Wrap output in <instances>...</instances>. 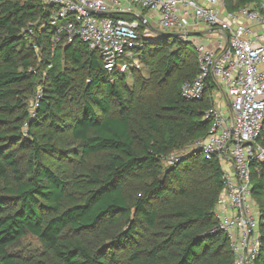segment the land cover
I'll return each mask as SVG.
<instances>
[{"label":"trees","instance_id":"16d2710c","mask_svg":"<svg viewBox=\"0 0 264 264\" xmlns=\"http://www.w3.org/2000/svg\"><path fill=\"white\" fill-rule=\"evenodd\" d=\"M222 1L229 12L258 2ZM52 10L0 0V264H232L213 212L219 163L195 147L170 158L209 128L213 86L199 101L180 91L198 73L193 42L143 40L134 59L151 79L134 92L79 39L53 46ZM251 173L264 264V162ZM27 235L39 252L18 250Z\"/></svg>","mask_w":264,"mask_h":264},{"label":"built area","instance_id":"2783aa9c","mask_svg":"<svg viewBox=\"0 0 264 264\" xmlns=\"http://www.w3.org/2000/svg\"><path fill=\"white\" fill-rule=\"evenodd\" d=\"M40 1L53 9L48 18L54 30L52 45L62 34L68 44L79 39L100 54L109 74H122L142 41L159 33H174L191 43L189 34L196 25L218 34L213 48L193 42L198 73L180 91L183 98L199 101L207 85L213 86L212 104L203 114L209 128L194 147L221 167L222 188L213 212L232 264H256L262 241L251 165L264 162V148L257 141L264 120V45L263 35L253 26L264 27V0L234 12L227 11L222 0ZM144 11L155 15V24L142 17ZM111 14H132L137 20L114 19Z\"/></svg>","mask_w":264,"mask_h":264},{"label":"rangeland","instance_id":"374dc122","mask_svg":"<svg viewBox=\"0 0 264 264\" xmlns=\"http://www.w3.org/2000/svg\"><path fill=\"white\" fill-rule=\"evenodd\" d=\"M37 54H38V51H37ZM39 56H40V54L37 55V57H39ZM38 61H39V58H38ZM122 74H124V78H125V87L128 90L134 91V92L140 91V85L139 84L142 81L149 82L151 79V73H150L149 66L144 65L139 60L134 59V58L131 62H127V68L125 69V71ZM37 89L39 92L41 87L38 86ZM214 96H215V98H217L216 92L214 93ZM34 104H35V101L32 99L30 101V104H29V111H31L33 109ZM193 145L194 144L191 143L190 145H188L185 148L175 150L171 154L170 158L173 159L175 157H179L182 155L189 154L194 147ZM54 162L56 163V160H54ZM72 163H73L72 161H63L64 166H71V165H73ZM166 165H168V164H166ZM255 203L257 204V206H259L256 201H255ZM258 209H259V207H258ZM18 250H23L26 253L39 252L41 250V245L35 237H33L31 235H27L20 241V244L18 246Z\"/></svg>","mask_w":264,"mask_h":264},{"label":"crops","instance_id":"0c3cea01","mask_svg":"<svg viewBox=\"0 0 264 264\" xmlns=\"http://www.w3.org/2000/svg\"><path fill=\"white\" fill-rule=\"evenodd\" d=\"M142 17L146 19L149 24L153 25L156 23L157 18L154 14L144 11ZM253 31L257 34L263 35L262 44L264 45V27L253 26ZM191 40L193 42H202L209 48H213L216 45L218 34L209 32L204 26L196 25L190 31Z\"/></svg>","mask_w":264,"mask_h":264},{"label":"water","instance_id":"95a60500","mask_svg":"<svg viewBox=\"0 0 264 264\" xmlns=\"http://www.w3.org/2000/svg\"><path fill=\"white\" fill-rule=\"evenodd\" d=\"M93 15H96V16H103V14L101 13H98V12H93L92 13ZM160 35H166V36H172V37H176L177 35L174 34V33H159ZM189 36H191V34H189Z\"/></svg>","mask_w":264,"mask_h":264}]
</instances>
